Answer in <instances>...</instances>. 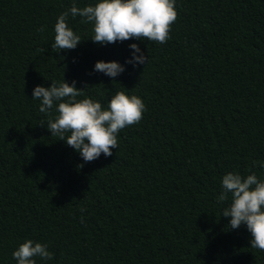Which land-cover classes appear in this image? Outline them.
<instances>
[{
	"label": "trees",
	"instance_id": "obj_1",
	"mask_svg": "<svg viewBox=\"0 0 264 264\" xmlns=\"http://www.w3.org/2000/svg\"><path fill=\"white\" fill-rule=\"evenodd\" d=\"M95 3L0 0V264H16L25 239L53 253L37 264H264L246 227L222 217L230 196L216 199L228 172L264 179L253 167L264 161V0H176L163 44L101 46L92 23L69 16L80 44L52 48L57 17ZM132 43L144 65L115 80L92 71L124 64ZM63 79L78 100L142 98L112 156L84 163L47 130L58 113L39 112L32 90Z\"/></svg>",
	"mask_w": 264,
	"mask_h": 264
},
{
	"label": "clouds",
	"instance_id": "obj_2",
	"mask_svg": "<svg viewBox=\"0 0 264 264\" xmlns=\"http://www.w3.org/2000/svg\"><path fill=\"white\" fill-rule=\"evenodd\" d=\"M69 16H79L81 22L92 23L94 37L91 40L101 46L129 39L163 44L170 39L171 25L177 18L176 0H96L94 5L83 8L74 4L57 17L51 46L54 49L67 52L81 42L80 36L68 24ZM128 47L130 55L124 64L100 60L92 71L115 80L126 71L127 65L136 68L148 61L136 43ZM82 93L77 89L76 81L69 84L63 79L62 82L51 83L48 88L35 86L32 99L40 101L39 112L46 115L55 107L58 115L47 121V130L51 136H59V141H64L84 163H88L102 154L105 158L112 156L111 149L118 148V133L139 123L146 106L142 98L128 95L125 91H117L106 106L92 98L78 100ZM66 133L70 134L66 136ZM257 166L264 170V161H253V167ZM229 196L231 201L224 208L222 217L229 218L232 230L244 225L251 235L250 246L264 251V179L254 172L247 176L238 171L228 172L221 177L217 202L223 203ZM12 258L16 264H37L36 258L47 262L54 256L47 244L25 239L12 252Z\"/></svg>",
	"mask_w": 264,
	"mask_h": 264
}]
</instances>
